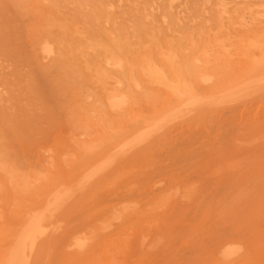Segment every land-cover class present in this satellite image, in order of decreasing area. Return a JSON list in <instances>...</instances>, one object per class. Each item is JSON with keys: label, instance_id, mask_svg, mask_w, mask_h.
<instances>
[{"label": "rangeland", "instance_id": "obj_1", "mask_svg": "<svg viewBox=\"0 0 264 264\" xmlns=\"http://www.w3.org/2000/svg\"><path fill=\"white\" fill-rule=\"evenodd\" d=\"M39 1L0 0V251L9 244L1 237L18 210L33 204L55 180L64 177L58 183L67 185L77 176L74 180L79 184L88 169L99 167L97 178L103 175L96 180V196L85 199L68 217L71 226L96 213L117 217L110 229L100 230L102 247L95 253L96 261L88 264H264V92L243 99L218 90L216 94L217 88L221 90L235 78L264 69V0H105L107 5L103 0ZM56 18L60 20L54 22ZM47 24L48 28L43 27ZM123 36L127 42L117 39ZM45 41L55 45L56 53L45 56L40 51ZM149 48L151 65L146 54ZM109 50H118L114 54L121 55L124 67L105 62ZM89 60L93 63L88 64ZM153 64L154 69L161 67L162 80L150 73L154 76L150 84L147 74ZM128 72L131 80L136 77L135 82L127 78ZM200 73L211 76L210 81L204 83ZM164 75L171 85L184 80L179 87L193 86L201 95L209 93L210 99L215 91L220 102L213 98L214 105L210 102L193 109L184 103L185 107H179L173 88L164 82L163 89L160 83ZM155 77L160 79L158 84ZM109 92L127 93V100L132 101L113 108L107 100ZM135 117L143 119L138 122ZM151 117L159 120L149 123ZM145 129L150 130L149 136ZM106 136L113 137L114 143ZM127 139L136 140L128 145ZM106 157L113 165L106 166L111 163ZM63 221L58 222L59 230L51 225L56 235L51 232L43 241L48 242L39 244L33 264L65 263L54 252H60L54 239L65 231ZM226 241L232 242L230 249L239 247L227 261L218 251Z\"/></svg>", "mask_w": 264, "mask_h": 264}, {"label": "bare ground", "instance_id": "obj_2", "mask_svg": "<svg viewBox=\"0 0 264 264\" xmlns=\"http://www.w3.org/2000/svg\"><path fill=\"white\" fill-rule=\"evenodd\" d=\"M39 1V0H38ZM53 1V0H52ZM101 1V0H100ZM99 1V2H100ZM104 2H106L105 0H103ZM102 1V2H103ZM108 1V0H107ZM159 1V0H158ZM162 1V0H161ZM54 2V1H53ZM74 3L76 2V1H73ZM91 1H89V3H90ZM39 3H40V1H39ZM56 3V2H55ZM54 3V4H55ZM53 4V5H54ZM86 4H88L87 2H86ZM92 4V3H91ZM94 4H96V1H95V3ZM99 4H101V2L99 3ZM105 4V3H104ZM109 4H111V3H108V6H110ZM55 5H57V4H55ZM54 5V6H55ZM90 5V4H89ZM106 5H107V2H106ZM5 6V5H4ZM86 6H88V5H86ZM92 6H94V5H92ZM98 6V5H97ZM97 6H95V7H97ZM100 6V5H99ZM102 6L103 5H101V9H102ZM53 7V6H52ZM89 7V6H88ZM94 7V8H95ZM87 8V7H86ZM92 8V7H91ZM93 8V9H94ZM103 8H104V6H103ZM108 8V7H107ZM106 8V9H107ZM97 9H99L98 7H97ZM105 8L103 9V10H106ZM226 9V8H225ZM91 11H92V9H90ZM96 10V9H95ZM103 10H100V13H101V11H103ZM108 10V9H107ZM50 12H51V10H50ZM53 12L54 11H52V16L53 15H55V14H53ZM96 12H98V11H96ZM105 12V11H104ZM107 12V11H106ZM145 13H147V11H144ZM94 13H95V11H94ZM99 13V12H98ZM109 13V12H108ZM260 13H262V12H260ZM48 14H49V12H48ZM259 14V13H258ZM263 14V13H262ZM50 15V14H49ZM92 15H94V14H92ZM98 15V14H97ZM105 15V18H106V14H104ZM264 15V14H263ZM25 16V15H24ZM51 16V17H52ZM54 17V16H53ZM93 17V16H92ZM99 17H101V16H99ZM146 17V16H145ZM144 17V18H145ZM46 18V17H45ZM104 18V17H103ZM50 19L51 18H49V19H45L46 21L47 20H49L50 21ZM53 19V18H52ZM57 19L58 18H56V20H54V22H58L60 19H58V21H57ZM94 19H95V17H94ZM113 19V18H112ZM102 20H105V19H102ZM101 20V21H102ZM114 20V19H113ZM113 20H112V22H113ZM52 21V20H51ZM97 21V20H96ZM106 21V20H105ZM48 22V21H47ZM46 22V23H47ZM53 22V23H54ZM61 22V21H60ZM107 22H108V20H107ZM116 22V21H115ZM50 23V22H49ZM52 23V22H51ZM99 23H100V20H99ZM143 24V23H142ZM141 24V25H142ZM53 25V24H52ZM134 25V24H133ZM48 26V24L46 25V26H43V27H47ZM51 26V25H50ZM134 27V26H133ZM48 28V27H47ZM118 28V29H117ZM121 28V27H120ZM119 27H116V29L118 30L117 32H121V31H119V29H120ZM145 28H147L146 26H145ZM50 29H51V27H50ZM60 29V28H59ZM114 29V28H113ZM123 29V28H122ZM134 29V28H133ZM141 29V28H140ZM148 30V29H147ZM150 30H152V29H150ZM149 30V31H150ZM78 31V30H77ZM77 31H75V32H73L74 34L77 32ZM123 31V30H122ZM135 31V30H134ZM154 31V30H153ZM41 32V31H40ZM86 32H88L87 34H89V31H87L86 30ZM108 32H110V31H108ZM78 33V32H77ZM76 33V34H77ZM104 33H107V32H104ZM115 33V32H114ZM113 33V34H114ZM79 34V33H78ZM109 33H107V35H108ZM120 34V33H119ZM121 34H123L122 32H121ZM120 34V35H121ZM135 34V33H134ZM80 35V34H79ZM84 35V34H83ZM86 35V34H85ZM84 35V36H85ZM90 35V34H89ZM88 35V36H89ZM135 35H137V33L135 34ZM109 36V35H108ZM122 36V35H121ZM75 37V36H74ZM86 37H87V35H86ZM113 37V36H112ZM111 37V38H112ZM120 37V36H119ZM119 37L117 38L118 40H121V39H123L124 38V36L122 37V38H120L119 39ZM125 37H127V35H125ZM260 37V36H259ZM259 37H258V39H259ZM41 38H43V37H41ZM57 38V37H56ZM60 38H62V36L60 37ZM88 39H90L89 37H87ZM87 38H84V39H86L87 40ZM109 38V37H108ZM107 38V39H108ZM110 38V39H111ZM114 38V37H113ZM115 38H116V36H115ZM76 39V38H75ZM78 39H79V37H78ZM110 39L108 40V41H110ZM62 40V39H61ZM79 40H82V39H79ZM79 40H77V41H79ZM86 40H84L85 42L83 43V44H85L87 41ZM113 39H111V41H112ZM124 40H126L125 38H124ZM58 41V40H57ZM56 41V42H57ZM76 41V42H77ZM89 41V40H88ZM91 41V40H90ZM115 41H117V40H114V43H115ZM122 41V40H121ZM120 41V42H121ZM56 42H54V43H56ZM92 42H94V41H92ZM96 42V41H95ZM101 42V41H100ZM120 42L119 41H117L116 43H118V44H120ZM126 42H127V40H126ZM252 42V41H251ZM44 44H43V46H42V50H41V48H40V51H43V53L45 54V56H51L56 50H55V48H54V46L52 45V43L51 42H49V41H45V42H43ZM58 43H59V45H60V42L58 41ZM62 43V42H61ZM66 43V42H65ZM78 43H80V45H81V42H78ZM91 43V42H90ZM89 42H88V44H90ZM108 42H106V44H107ZM112 43V42H111ZM110 43V44H111ZM125 43V42H124ZM255 43V42H254ZM253 43V44H254ZM259 43V42H258ZM63 44V43H62ZM61 44V48L59 49V50H61L62 49V46L64 45H62ZM70 44V45H69ZM82 44V45H83ZM87 44V43H86ZM129 44V43H128ZM170 44V43H169ZM260 44V43H259ZM263 44V43H262ZM65 45H68V46H72L71 45V43H67V44H65ZM77 44H75V46H76ZM79 45V44H78ZM102 45V44H101ZM101 45H99V43H98V46H101ZM107 45H109V44H107ZM117 45V44H116ZM131 45V44H130ZM173 45V44H172ZM74 46V47H75ZM85 46V45H84ZM91 46L93 47L94 45L93 44H91ZM95 46H96V44H95ZM95 46H94V48H95ZM105 47H107L106 45H104ZM104 46H102V48L104 47ZM111 46V45H110ZM110 46L107 48V49H110ZM133 46V45H132ZM166 46V45H165ZM251 46H252V44H251ZM41 47V46H40ZM66 47V46H65ZM64 47V48H65ZM83 47V46H82ZM82 47L80 46V48L82 49ZM90 47V46H89ZM97 47V46H96ZM119 47V46H118ZM117 47V48H118ZM128 47H129V45H128ZM171 47H174V46H171ZM254 47H256V46H254ZM57 48V47H56ZM63 48V49H64ZM69 48V47H68ZM84 48V47H83ZM101 48V47H100ZM114 48H116V47H114ZM113 48V49H114ZM245 48V47H244ZM248 48H249V46H248ZM253 48V47H252ZM77 49V48H76ZM89 49H91V48H89ZM88 49V50H89ZM104 49V48H103ZM107 49H105V51L107 50ZM112 49V48H111ZM119 50H121L120 48H118ZM172 49H174V48H172ZM171 49V50H172ZM263 50H264V48H262ZM58 50V49H57ZM72 50H74V48L72 49ZM92 50V49H91ZM94 51L96 50V49H93ZM116 50V49H115ZM114 50V51H115ZM131 50V49H130ZM147 50H150V48L149 49H147ZM206 50V49H205ZM249 50V49H248ZM252 50V49H251ZM70 51V50H69ZM76 51V50H75ZM78 51V50H77ZM104 51V52H105ZM112 50H109L107 53H105L104 55H106L105 57H106V61L105 62H108L109 64H112V65H114V66H122L123 65V62H122V60L120 59V57L119 56H121L120 54H119V58L116 56V55H118V54H116L117 52H118V50H117V52L115 53V52H111ZM123 51V50H122ZM132 51V50H131ZM60 52V51H59ZM86 52V51H85ZM145 52V51H144ZM148 53L149 52H151V54H148V53H146L147 54V60H148V58H150V57H148V55L150 56V55H152V53H153V51L152 50H150V51H147ZM175 52V51H174ZM207 52V54H208V51H205V53ZM260 52H261V49H260ZM56 53V52H55ZM116 55H115V54ZM124 54H125V51L123 52ZM131 53V52H130ZM133 53V52H132ZM131 53V54H132ZM135 53V52H134ZM137 53V52H136ZM202 53H204V51L202 52ZM204 53V54H205ZM262 53V52H261ZM261 53H260V55H261ZM264 53V52H263ZM262 53V54H263ZM82 54V53H81ZM143 54V53H142ZM141 53H140V55H142ZM174 54V53H173ZM136 55V54H135ZM134 55V56H135ZM163 55V54H162ZM210 55V54H209ZM39 56V55H38ZM144 56V55H143ZM174 56V55H173ZM203 56H205V55H203ZM245 56V55H244ZM105 57H102V58H105ZM126 57V56H125ZM129 56H127V58H128ZM138 57H141V56H138ZM145 57V56H144ZM177 57V56H176ZM207 57V56H206ZM251 58H254L253 57V55H251L250 56ZM259 57V56H258ZM261 57H264V54H263V56H261ZM93 58V57H92ZM99 58H101V57H99ZM137 58V57H136ZM135 58V59H136ZM146 58V57H145ZM152 58V57H151ZM154 58V57H153ZM153 58L151 59V60H153ZM167 58V56L166 57H164V59H166ZM180 58V57H179ZM194 58H197V57H194ZM260 58V57H259ZM141 59V61L143 60L142 59V57L140 58ZM154 59H156V58H154ZM167 59H169V57L167 58ZM181 59V58H180ZM204 59H206V58H204ZM91 60V59H90ZM89 60V62H87L88 64H90L92 61H90ZM101 60V59H100ZM127 60H129V58L127 59ZM138 61H139V59H137ZM137 60H136V62H137ZM145 60V59H144ZM144 60H143V62H144ZM175 61H176V59H174ZM179 60V59H178ZM195 60V59H194ZM203 60V59H202ZM207 60H208V58H207ZM210 60V59H209ZM250 60V59H249ZM254 60V62H256L255 61V58L253 59ZM253 60H251V62L253 61ZM261 60V59H260ZM259 60V61H260ZM88 61V60H87ZM135 61V60H134ZM150 60H148V62H149ZM164 61V60H163ZM165 61H170V60H165ZM181 61V60H180ZM179 61V63H181ZM199 61V60H198ZM264 61V60H263ZM97 62V61H96ZM104 62V61H103ZM135 62V63H136ZM140 62V61H139ZM138 62V63H139ZM143 62H140L141 63V65H142V63ZM147 62V63H148ZM158 62V61H157ZM172 64H173V66H174V62H173V59H172ZM178 62V61H177ZM197 62V61H196ZM199 62H202V61H199ZM250 62V61H249ZM250 62V63H251ZM261 62H262V60H261ZM261 62H258V63H256V64H258V65H260V63ZM93 63V62H92ZM98 63H100V62H98ZM128 63V61H126V64ZM130 63V62H129ZM150 63V62H149ZM192 63V62H191ZM190 63V64H191ZM204 63V62H203ZM264 62H262V64H263ZM97 64V63H96ZM101 64H103L102 62H101ZM132 65H130V69L132 68V66L133 67H135V65H133L134 63L132 62L131 63ZM137 64V63H136ZM144 64H146V63H144ZM143 64V65H144ZM152 64V62L150 63V65ZM167 64H168V62H167ZM170 64V63H169ZM187 64H189V63H187ZM197 64H198V62H197ZM207 65H208V61H207V63H206ZM209 64H210V62H209ZM256 64L254 63V65L256 66ZM85 65H86V63H85ZM95 65V64H94ZM93 65V66H94ZM100 65V64H99ZM98 65V66H99ZM107 65V64H106ZM138 66H139V64H137ZM136 65V66H137ZM141 65H140V67H138L139 69L140 68H143V67H141ZM147 66H148V64H146ZM149 65V72H148V78L150 77L149 76V74L151 73V74H153V75H157V76H159L160 77V75L162 74L161 72H159V70H158V67H160V66H156L157 67V69L155 68L154 69V67H155V65L152 67V66H150ZM158 65H159V63H158ZM161 65V64H160ZM176 65V64H175ZM196 65V64H195ZM90 65H88V66H86V67H89ZM97 66V65H96ZM97 66V67H98ZM102 66V65H101ZM111 66V65H110ZM126 66V65H125ZM171 66V65H170ZM169 66V67H170ZM190 65H188L187 67H189ZM194 66V65H193ZM231 66V65H230ZM85 67V68H86ZM91 67V66H90ZM89 67V68H90ZM95 67V66H94ZM103 67V66H102ZM122 67H124V66H122ZM126 67H128V66H126ZM125 67V68H126ZM163 67V66H162ZM175 67V66H174ZM173 67V68H174ZM196 67H197V65H196ZM199 67V66H198ZM252 67V66H251ZM264 67V66H263ZM96 68V67H95ZM104 69V68H101V67H98V69ZM161 68V67H160ZM190 68V67H189ZM193 68V67H192ZM105 69H107V67L105 66ZM123 69V68H122ZM129 68H127V70H130ZM134 68H132V70H133ZM136 69V68H135ZM144 69V68H143ZM143 69H141V70H143ZM181 69V68H180ZM253 69V68H252ZM257 69H258V67H257ZM90 70H91V68H90ZM93 70H94V68H93ZM96 70V69H95ZM100 70V71H101ZM108 70V69H107ZM132 70L131 71H129V72H132ZM137 70V69H136ZM146 70V69H145ZM145 70H143V72L145 71ZM163 70V69H162ZM171 70V69H170ZM175 70H176V68H175ZM174 70V71H175ZM256 70V69H255ZM15 71V70H14ZM109 71V70H108ZM161 71V70H160ZM165 71V70H164ZM253 71V70H252ZM97 72V71H96ZM99 72V71H98ZM97 72V73H98ZM103 72H104V70H103ZM110 72V71H109ZM129 72L127 73V78L129 77ZM137 72V71H136ZM146 72V71H145ZM163 72V71H162ZM105 73V72H104ZM106 73H107V71H106ZM111 73V72H110ZM110 73H108L109 74V77H110ZM164 73V72H163ZM165 73H166V71H165ZM164 73V74H165ZM173 73V75H174V72H172ZM247 73H251V71H248ZM256 74H251L250 76L249 75H247V76H243L242 77V75H241V77L242 78H240V79H238V78H235V80L234 81H231V83L229 82V84H227V85H225L223 88H221V90H219L220 88H217L216 86H215V88H217L216 89V94H217V92L219 91V92H225L224 94H227V95H230L232 98H241V99H243L242 97H246V96H248L249 97V95H253V94H257V93H261V92H264V69H262V68H260L259 69V71H258V73L257 72H255ZM103 74V73H102ZM112 74V73H111ZM133 74H134V70H133ZM143 74H145V73H143ZM201 74V73H200ZM199 74V75H200ZM101 75V74H100ZM105 75L106 76H108L107 74H103V76L105 77ZM131 75V74H130ZM141 75V74H140ZM147 75H145L146 76V78H147ZM152 75V77L154 78V76ZM167 75V74H166ZM177 75V74H176ZM175 75V76H176ZM209 75H211V74H209ZM135 76V75H134ZM174 76V77H175ZM178 76H180V75H178ZM100 77V76H99ZM101 77H102V75H101ZM103 77V78H104ZM139 77V76H138ZM152 77H150L149 79H150V81H149V79L148 80H146V82L147 81H149L148 83H150V82H152ZM161 77H162V75H161ZM161 77H160V79H161ZM163 77H165V75L163 76ZM200 77H202V79H203V82L204 83H207V81L209 80L210 81V79H211V76H205V75H200ZM236 77H238V76H236ZM103 78H101V79H103ZM106 78V77H105ZM119 79H120V77H118ZM122 78V77H121ZM130 78H133V76H130ZM130 78H128V79H130ZM135 78V81H136V77H134ZM141 78H143V77H141ZM156 78V82H157V84H158V82L159 81H157V80H160V79H157L158 77H155ZM213 78V77H212ZM107 79V78H106ZM165 79V80H164ZM168 79H169V77H168ZM236 79H238V80H236ZM131 80V79H130ZM133 81H134V79H132ZM131 80V81H132ZM162 80V79H161ZM169 80H171V79H169ZM213 80V79H212ZM110 81V80H109ZM134 81V82H135ZM137 81H141L140 80V78L137 80ZM172 81V80H171ZM179 81H180V78H179ZM184 81V80H183ZM183 81L180 83V84H182L183 83ZM206 81V82H205ZM124 82V81H123ZM122 82V83H123ZM127 82V81H126ZM145 82V83H146ZM165 82V84H167L168 86H170L171 88H173V91H174V94H177L178 95V97H179V100H178V103H179V101H180V103H181V105H178V103L177 102H175L179 107H182V106H184L185 107V105H184V103L187 105V107L188 106H190V107H194V108H198L199 106H201V105H204V104H206V103H210V102H212V99L213 98H215L214 97V95L213 94H215V91H212L213 92V94H212V96H210V97H212L211 99L209 98V96H208V94L209 93H207L206 92V95L207 96H204V94H202L201 95V93H199L197 90H195L194 88H193V86L192 87H189V86H187V85H184L183 86V88L180 86H178L179 85V83L177 84V82H176V85L174 86V85H171L170 83L171 82H167L166 81V77L165 78H163V81L162 82H160V83H162V87H163V83ZM212 82V81H211ZM125 83V82H124ZM138 83V82H137ZM140 83V82H139ZM138 83V84H139ZM143 83H144V81H143ZM159 83V84H160ZM186 83H187V81H186ZM29 84V83H28ZM131 84V83H130ZM151 84V83H150ZM152 84H155V80H154V83H152ZM173 84H175V82L173 81ZM126 85H128V82H127V84L125 83V86ZM135 85V84H134ZM156 85V84H155ZM203 85V84H202ZM140 86H142V84L140 83ZM140 86L138 87V85L136 84L135 85V87L137 88H140ZM152 86V85H151ZM201 86V85H200ZM205 86V85H204ZM115 87V86H114ZM116 87H118V86H116ZM115 87V88H116ZM122 87V86H121ZM121 87H119V88H121ZM128 88H129V86H127ZM160 87V86H159ZM212 87H213V85H212ZM221 87V86H220ZM106 88V87H105ZM109 88V87H108ZM112 88V87H111ZM161 88V87H160ZM165 87H163V89H164ZM210 88V87H209ZM208 88V89H209ZM110 89V88H109ZM106 90V89H105ZM105 90H104V92H105ZM128 90V89H127ZM130 90V89H129ZM133 90V89H132ZM135 90V89H134ZM218 90V91H217ZM124 91H126V90H124ZM170 91V90H169ZM13 92H15V91H13ZM127 92V91H126ZM128 92H130V91H128ZM165 92H167V91H165ZM120 93V92H119ZM121 93H123V90L121 89ZM170 93H171V91H170ZM169 93V94H170ZM204 93V92H203ZM108 95L110 94V92L109 93H107ZM106 94V95H107ZM127 94V93H126ZM125 94V95H126ZM129 94V93H128ZM133 94V93H132ZM224 94H220L219 96H221V95H223V99H222V101L224 100ZM108 95L106 96V98L108 97ZM125 95H119V94H110V96H109V98L107 99L109 102L108 103H110V105L111 106H113V108L115 107H118L119 108V106L121 107V106H123L124 104L126 105V102L128 101L127 100V98H126V96ZM176 95V96H177ZM210 95H211V92H210ZM129 96H132V95H129ZM229 96V97H230ZM259 97V95H254V97ZM261 96V95H260ZM134 97V96H133ZM209 98V99H207V98ZM227 97V96H226ZM229 97H227V98H229ZM257 97V98H258ZM262 97V96H261ZM39 98V97H38ZM105 97H103V99H104ZM105 98V99H106ZM129 98V101L131 100L130 99V97H128ZM221 97H219V99H220ZM226 98V99H227ZM104 99V100H105ZM133 100H134V98H133ZM174 100V99H173ZM221 100V99H220ZM229 100H231V98L229 99ZM236 100V99H235ZM246 100V98L244 99V101ZM128 101V103H130ZM132 101V100H131ZM170 101H171V99H170ZM175 101V100H174ZM213 101H217V102H220V101H218V99H216L215 98V100L213 99ZM242 101V100H241ZM173 102V101H172ZM217 102H215V103H217ZM224 102V101H223ZM236 102V101H235ZM105 103H106V101H105ZM128 103H127V105H128ZM174 103V104H175ZM214 102H212V104H213ZM222 103V102H221ZM107 104V103H106ZM165 105H166V103H164ZM173 104V105H174ZM175 104V105H176ZM183 104V105H182ZM131 105V104H130ZM176 105V106H177ZM214 105V104H213ZM110 106V107H111ZM172 106V105H171ZM171 106H169V108L171 107ZM175 106V107H176ZM204 106H208L207 104L206 105H204ZM168 107V106H167ZM166 107V108H167ZM186 107V108H187ZM192 107V108H193ZM109 108V107H108ZM112 108V109H113ZM122 108V107H121ZM126 108V107H125ZM172 108V107H171ZM170 108V109H171ZM183 108V107H182ZM193 108V109H194ZM127 109H128V107H127ZM156 109V108H155ZM164 109V108H163ZM175 109H177V108H175ZM191 109V108H190ZM190 109H187V111L188 110H190ZM195 109V110H196ZM99 110V109H98ZM100 110H102V109H100ZM99 110V111H100ZM123 110V109H122ZM161 110V109H160ZM167 109H165L164 111H166ZM173 110H174V108H173ZM172 110V111H173ZM177 110H180V109H177ZM155 111V110H154ZM156 111H158V110H156ZM163 111V112H164ZM168 111H170V110H168ZM186 111V112H187ZM190 111H192V109L190 110ZM161 112H162V110H161ZM174 112H176V111H174ZM181 112V113H180ZM179 113L180 114H182V113H184V111H180ZM100 113H102L103 114V112H100ZM158 114H161L160 113V111H158L157 112ZM165 113V112H164ZM172 113V112H171ZM157 114V115H158ZM163 114V113H162ZM185 114V113H184ZM179 115V114H178ZM183 115V114H182ZM150 116H152V115H150ZM155 116V115H154ZM160 116H164V114L163 115H160ZM170 116V115H169ZM177 115H175V117H176ZM186 116V115H185ZM157 117V116H156ZM159 117V116H158ZM157 117V118H158ZM166 117V116H165ZM168 117V116H167ZM179 117V116H178ZM141 118V117H140ZM154 118V117H153ZM153 118L151 117L150 119L149 118H146V120L147 119H149V123H150V121L152 122L153 121ZM160 118V117H159ZM174 118V117H173ZM177 118V117H176ZM183 118V117H182ZM135 119H137V120H135V121H138V120H141V119H143V117L141 118V119H138V118H136L135 117ZM152 119V120H151ZM166 119L167 118H165V120L164 121H166ZM170 119V118H169ZM171 119H172V115H171ZM170 119V120H171ZM186 119V118H185ZM185 119H183V120H185ZM145 120V121H146ZM155 120H159V119H156L155 118ZM153 121V122H156V121ZM160 120H162V119H160ZM169 120V121H170ZM133 121V120H132ZM132 121L130 120V123H132ZM163 121V122H164ZM139 122V121H138ZM148 122V121H147ZM162 121H160L159 123H161ZM129 123V122H128ZM129 123V124H130ZM143 123H146V122H143ZM141 124H142V122H141ZM132 126H131V128L133 127V125H134V123L133 124H131ZM137 125V126H136ZM164 125V124H163ZM134 126H136L135 128L138 130L139 129V127H138V124H137V122L135 123V125ZM139 126L141 127V125H140V123H139ZM142 126H144V124L142 125ZM149 126V125H148ZM147 126V127H148ZM152 125H150V127H151ZM161 126V125H160ZM166 126V125H165ZM130 126H128V128H129ZM155 127V126H154ZM168 127V126H167ZM108 128V127H107ZM127 128V129H128ZM131 128H130V131H131ZM146 128V127H145ZM162 128V127H161ZM124 129H126V128H124ZM126 129V130H127ZM135 129V130H136ZM142 129V128H141ZM152 129V128H151ZM155 129V128H154ZM153 129V130H154ZM157 129V128H156ZM129 130V129H128ZM128 130H127V132H128ZM135 130H134V127H133V131L132 132H135ZM146 130V129H145ZM147 131H148V133L150 132V130H146L145 131V135H147V136H149L148 134H147ZM156 130H154V132H155ZM159 131V130H158ZM119 133V132H118ZM118 133H116V135H117V137H118ZM125 133H126V131H125ZM131 133V132H130ZM120 134V133H119ZM142 134H144V133H142L141 132V135ZM154 134V133H153ZM115 135V136H116ZM124 135V134H123ZM122 135V136H123ZM130 135H132V134H130ZM129 135V136H130ZM134 135V134H133ZM129 136L127 137V138H129ZM143 136V135H142ZM107 137V136H106ZM105 137V138H106ZM110 137V136H109ZM126 137V136H125ZM132 137V136H131ZM151 137V136H150ZM108 138V137H107ZM111 138H113V137H111ZM111 138H108L109 140L111 139ZM115 138V137H114ZM119 138H121L120 136H119ZM143 138H144V136H143ZM149 138V137H148ZM147 138V139H148ZM117 139V138H116ZM122 139H125L126 140V138H122ZM140 139H142V137L140 138L139 137V139H134V140H131V141H129L130 139H127L128 140V145H129V143L131 142H135V140L136 141H138V140H140ZM118 140V139H117ZM125 140H124V142H125ZM111 141H113V139H111ZM116 141V140H115ZM144 141H146V140H144ZM112 143V142H111ZM113 143H114V141H113ZM116 143V142H115ZM118 143V142H117ZM130 143V144H131ZM127 144V143H126ZM124 145H125V143H124ZM112 146V145H111ZM119 146V145H118ZM123 146V145H122ZM138 146V145H137ZM124 147V146H123ZM132 148V147H131ZM130 148V149H131ZM111 149V148H110ZM116 149V148H115ZM119 149V148H118ZM118 149H117V151H118ZM124 149V148H123ZM114 150V149H113ZM122 151V150H121ZM120 150H119V152H121ZM106 152H108V151H106ZM106 152H104V154L106 153ZM116 152V151H115ZM118 152V153H119ZM110 153H111V151H110ZM107 154V153H106ZM117 154V153H116ZM102 155H103V153H102ZM102 157V156H101ZM111 157H113V156H111ZM115 157H116V155L114 156V159L112 158V161L114 162V160H115ZM107 158V157H106ZM101 159V158H100ZM110 160V158L108 157L107 158V160ZM105 160V159H104ZM111 161V160H110ZM111 161V163H108V165H106V164H103V166L104 165H106L107 167H109V165L111 166V164L113 165V162ZM99 162H101V161H99ZM102 162H103V160H102ZM101 164V163H100ZM100 164H99V166H100ZM89 165V164H88ZM91 166V165H90ZM98 165H96V166H94V167H97ZM102 166V165H101ZM102 166V167H103ZM93 167V166H92ZM106 167V168H107ZM87 168H88V166H87ZM99 168V167H98ZM97 168V170H99ZM105 167H103V170H104V172H105V170L106 169H104ZM100 169H101V167H100ZM83 170H84V168H83ZM85 170H86V168H85ZM96 170V168H92V169H88V171L85 173V175L84 176H82L83 177V181H81L79 184H77V183H75V178L77 177H75V175L74 176H72V178L73 177H75L74 179H71V183H69V184H67V185H64V184H61V183H58V180H60V181H64V180H61V178L63 179L64 177H61V178H57L58 180H55L56 181V183L55 182H53V184H50L49 186H47V188L45 189V190H43L40 194H39V197L38 198H36L33 202V204H30V205H26L25 207H23V208H21L20 210H18L17 211V213H16V215H15V218H14V221L12 222V223H10V225L5 229L6 231H5V233H3V236L1 237V238H3V239H5V240H7L8 241V246H6L3 250H1L0 251V264H33L32 263V260H33V256H34V254H35V252H36V250H37V248H38V246H39V244L42 242V244L44 243L43 241H44V238H49L50 237V233L52 232V233H55V235H56V232L55 231H57V230H55L56 228L58 229L59 227H60V225L59 224H62V223H60V222H62L63 220L65 221H63L64 222V224H66V227L65 228H63V226H62V228L63 229H65V231L62 233V235H60V236H58V237H56L55 236V239H54V241L56 242L57 241V243H59L58 244V247H59V245H60V247H59V251L60 252H57V251H55L54 250V252L55 253H57L56 255H58V253H60L61 254V256H62V258L64 259V261H65V263L64 264H88V262H90V261H92V260H95L96 261V259H95V256H96V252H97V250L99 249V248H101L102 247V241H103V238H101L100 236H101V232L102 231H100V230H107V229H110V227H112L111 225H112V220H114V219H117V217L115 218H111V217H108V215H106V212L104 213V214H102V213H96V214H92L91 216H89L88 218H84V219H79L78 220V222L76 223V224H74V225H72L71 226V222H70V220H68V217L70 216V214H72L73 212H75L76 210H77V208H79V207H81V206H83L84 204H85V199H88L90 196H96V189H97V184H98V181L96 182V180H98V178L101 176V175H103V174H101L98 178H97V172H99V171H97ZM65 171V170H64ZM101 172V171H100ZM104 172H102V173H104ZM64 173V172H63ZM83 173V172H82ZM64 176V175H63ZM97 178V179H96ZM81 179V178H80ZM59 181V182H60ZM69 181V180H68ZM67 180H66V182H68ZM78 181V180H77ZM55 183V184H54ZM11 194V193H10ZM94 197H92L91 199H93ZM129 202V201H128ZM119 205V204H118ZM117 205V206H118ZM131 208V207H130ZM133 208H134V206H133ZM124 209H125V207H124ZM116 210H117V208H116ZM115 210V211H116ZM128 210H130V209H128ZM79 211V210H78ZM119 211V210H118ZM65 212V213H64ZM63 214H65V216L63 215ZM115 214V213H114ZM122 214V213H121ZM120 214V215H121ZM110 216V215H109ZM116 216V215H115ZM117 216H119V215H117ZM13 218V217H12ZM83 218V217H82ZM121 219V218H120ZM116 221V220H115ZM8 222H10V221H8L7 220V223ZM57 222V223H56ZM58 222H59V224H58ZM99 222H101V225H99ZM54 223H56V224H54ZM9 224V223H8ZM56 225L55 227L53 226V225ZM51 225L55 228H52L51 227ZM57 225H58V227H57ZM65 226V225H64ZM61 229V228H60ZM59 230V229H58ZM62 230V229H61ZM60 230V231H61ZM54 231V232H53ZM100 232V233H99ZM58 234H59V231H58ZM98 236L100 237V239H98ZM54 237V236H53ZM52 237V238H53ZM94 238V242L93 243H91V244H89L90 242H89V240L90 239H93ZM48 240L49 239H47V242H48ZM53 241V242H54ZM46 241H45V243H47ZM51 242L52 241H50L49 243H50V246H51ZM92 242V241H91ZM230 242V241H229ZM228 241H226V242H224L223 244H221V246L218 248V251H221V253H222V255H223V257L224 258H226V261L227 260H230L231 258V255H233L234 253H236V249L237 248H239V247H236L235 246V249L234 248H231L230 249V246L232 245L231 243L232 242H230L229 243ZM44 243V244H45ZM4 244V243H3ZM228 244L230 245L229 247H228ZM238 244V243H237ZM260 244V243H259ZM54 245V244H53ZM52 245V246H53ZM3 246V245H2ZM45 246V245H44ZM48 246H49V244H48ZM51 246V247H52ZM225 246H227V247H225ZM233 247V246H232ZM53 248H54V246H53ZM53 248H51V249H53ZM74 249V250H72L73 252H71L70 250L71 249ZM223 248H225L224 250H223ZM49 249V248H48ZM47 249V250H48ZM70 249V250H69ZM233 249V250H232ZM240 249H242V248H240ZM239 249V252L241 251ZM46 250V251H47ZM132 250V249H131ZM49 251V250H48ZM108 251V250H107ZM242 252V251H241ZM42 253V252H41ZM48 253V252H47ZM51 254L53 253V252H50ZM55 253H53V255L55 254ZM60 254H59V256H60ZM52 255V258L54 257ZM235 255V254H234ZM48 256H50V254H48ZM230 256V257H229ZM236 256V255H235ZM222 257V256H221ZM227 257H229L230 259H227ZM41 258V257H40ZM46 258V257H45ZM57 258V257H56ZM234 258V257H233ZM47 259V258H46ZM46 259H45V261H46ZM55 259V257L53 258V260ZM222 259V258H221ZM52 259H51V261H53ZM48 261V260H47ZM50 261V260H49ZM56 262H57V259L55 260ZM46 263V262H45ZM52 263V262H51ZM50 263V264H51ZM224 263H227V262H225L224 261ZM242 263V262H241ZM53 264V263H52ZM54 264H56V263H54Z\"/></svg>", "mask_w": 264, "mask_h": 264}]
</instances>
